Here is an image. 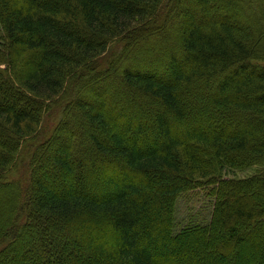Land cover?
I'll list each match as a JSON object with an SVG mask.
<instances>
[{
    "label": "trees",
    "instance_id": "obj_1",
    "mask_svg": "<svg viewBox=\"0 0 264 264\" xmlns=\"http://www.w3.org/2000/svg\"><path fill=\"white\" fill-rule=\"evenodd\" d=\"M155 27L162 40L175 27L180 35L169 37L164 58L134 63L133 42ZM0 30V187L12 199L0 219V264H264V125L252 124L264 122V0H0ZM124 65L127 86L158 105L150 125L135 101L103 98L111 86L103 80ZM88 84L100 99L83 94ZM66 97L53 132L37 143L45 109ZM192 97L206 99L216 123L187 128ZM74 104L99 133L79 148L92 150L98 174L73 163V134L60 142ZM52 144L62 175L42 179ZM27 147L25 186L10 176ZM208 186L210 221L178 232L180 195ZM151 206L163 211L151 217ZM35 220L75 244H34Z\"/></svg>",
    "mask_w": 264,
    "mask_h": 264
},
{
    "label": "rangeland",
    "instance_id": "obj_2",
    "mask_svg": "<svg viewBox=\"0 0 264 264\" xmlns=\"http://www.w3.org/2000/svg\"><path fill=\"white\" fill-rule=\"evenodd\" d=\"M175 18H176V13H173ZM179 19V18H178ZM181 20V19H179ZM155 30H153L154 35L151 36V38H147L145 40H139V41H134L132 44V48L134 49L135 52H137L138 54H140V56L137 57V59H135L133 62L134 63H139V64H143V59L142 58H149L151 56L156 55L157 53L158 56L162 58H164V53L165 51L168 52V50L170 49V46L172 47V43H174L173 39H170L171 35L179 37L180 32L178 30V27H175L173 29V31H170V38L167 37L165 39L162 40L161 35H163V33L159 32L158 27L154 28ZM2 31V30H0ZM167 31V30H166ZM168 32V31H167ZM116 45V44H115ZM170 45V46H169ZM117 47V46H116ZM118 49L120 48V46L117 47ZM116 49V48H114ZM111 51V50H110ZM170 52V51H169ZM113 53V52H112ZM167 55V54H166ZM140 59V60H139ZM116 65H119V63H117ZM128 65V64H127ZM127 65H124L122 67H120L119 69V77H115L113 76L112 78L109 79H104L103 82L106 84H110L111 86L108 87L107 92H104L103 94V98H108L111 94L113 95V92H118L119 98H123L124 100L125 97H127V99H130L132 102L135 103V107L139 106L138 104H140L141 108H144V110L142 111L143 115H146V118L148 119V124L150 125L153 121V116L152 113L154 111V109L158 108V105L155 104V102L153 100L150 99V97H146L144 96V94L138 93L134 88L128 87L127 83L123 80V74L126 71V67ZM131 66V65H128ZM4 67V65H3ZM102 84V83H101ZM100 84V85H101ZM86 89V92L83 94H86V97H92L96 100L100 99L101 96L99 97L98 94V87L97 90L90 84L86 85V87L84 88ZM83 89V90H84ZM100 89H102L100 87ZM82 90V89H81ZM115 95V94H114ZM193 98L192 97L189 101H188V105L190 106V109L192 111V114H194L195 117H193V119H190L189 123L187 124V128L189 127L190 129H193L196 126V123L199 121L202 123L203 126H208L210 124L216 123V119L214 120L211 115L209 116L210 112L208 113V108H206L205 106H203L204 104H206V99L200 100L196 103L193 102ZM122 99V100H123ZM67 97L66 98H61L59 100H56L54 102H51L50 105L47 106V108L45 109L43 115H42V120L40 125H38L37 127V139L36 142L40 143L41 141L47 139L51 133L54 130L55 125L58 123L59 119H61V114H62V109L61 107L63 105H65L67 103ZM85 103H88L87 100H84ZM127 101V100H126ZM200 102V103H199ZM84 103V102H83ZM29 105V104H28ZM203 107H202V106ZM216 109H221L219 107H214ZM81 108L76 104H74L72 106V110L69 112L68 117H67V123L66 125L68 126V130L67 132L64 131L59 139L60 142L62 141V143L66 142L69 140V134H73L74 135V139H72L70 142L71 143H75L76 147L74 149H72L71 153H72V161L74 164L77 165H81L79 167V171L81 173H88L91 171H96L97 174L99 171H101L102 169L100 168H96L92 169L91 168V163L90 160L93 161L94 158L92 157V150L89 148L82 153L79 148H82L83 146L85 147V143L87 144H91L92 140L91 137L94 134H99L98 131L95 129L93 130L88 122H87V118H85L83 115H81ZM96 109L98 110V108L96 107ZM138 109V107L136 108ZM152 111V112H150ZM261 122V123H260ZM252 124L254 126L259 125H264L263 121L260 120H254L252 122ZM136 125V124H134ZM225 126L223 125V123H220V125L218 124L217 126L215 125L214 128L217 130L223 129ZM144 138H148L147 134L144 135ZM35 143V144H37ZM85 145H84V144ZM35 149V148H34ZM58 145L56 144H52L50 147L46 148L44 150V154L46 155V159H44L43 161H41V166L38 168V173H40V177L42 179H49L52 177L55 178H59L61 177V175H59L57 173V170L55 168V160H54V152L57 151ZM22 150V149H21ZM34 150H32L31 147H27V149L22 151V154L19 157V161L17 166H15L14 170L11 172V178L14 180H18L20 181L23 185L26 186V183L28 182V179L30 178V166L29 164L31 163V157L33 156V152ZM90 152V155L88 156V153ZM90 159V160H89ZM82 160V162H80ZM256 167H252L246 170H237L236 171V175L237 176H242V177H247L250 174L255 172ZM35 174V175H37ZM231 174H229L228 176H230ZM64 178L66 177L63 174ZM126 181V180H125ZM75 185H76V192L81 191L82 190V186L80 184L79 180H75L74 181ZM93 189V186L91 187ZM210 189V190H209ZM212 187L210 188L208 186L207 187H201L198 188L192 192H184L183 194L180 195V198L178 199V203H176L174 205L173 208V213L175 215V219H176V230L179 232L181 231L183 228H185L186 226L190 225L191 222H197V221H203L205 220L206 222L210 221L211 218V213L213 211V203H214V195L211 196L210 192H212L213 190H211ZM65 191H71L68 188H65ZM93 192H97L96 190H92ZM1 194H3V189L2 187H0V207L2 208V212L0 213V219H2V217L4 216V219L7 218L9 216V214L12 212V208H10V203L12 202V199L7 198V196L4 198L3 196H1ZM5 194V193H4ZM93 194V193H92ZM216 198V197H215ZM150 211H151V217L153 216L154 218H156L163 210L160 209V207H156V206H151L150 207ZM166 213V211H165ZM158 214V215H157ZM23 218L25 219V217L20 218V223L22 224L23 222ZM77 220V219H76ZM38 221H34V226L29 227V229H27V231L29 230V233L34 232V238H32L34 244H36L37 242H39L41 239H44L46 241H53L56 240L57 242H59L63 247H69L70 245L73 246L75 244V240L73 242V240L70 241V239H66L67 235H60L58 234V232L54 229H51L50 226L45 225L44 222L39 223ZM82 223H84V221H82ZM92 223V222H90ZM160 234V233H159ZM4 255H0V261L4 260Z\"/></svg>",
    "mask_w": 264,
    "mask_h": 264
}]
</instances>
